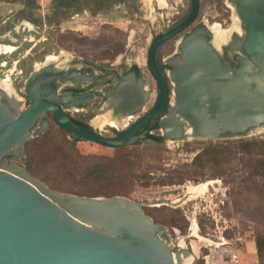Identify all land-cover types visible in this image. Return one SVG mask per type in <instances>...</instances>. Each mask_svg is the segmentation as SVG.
<instances>
[{"label": "water", "instance_id": "obj_1", "mask_svg": "<svg viewBox=\"0 0 264 264\" xmlns=\"http://www.w3.org/2000/svg\"><path fill=\"white\" fill-rule=\"evenodd\" d=\"M226 2L238 20L240 36L219 54L209 26L200 22L164 60L169 68L164 78L156 68L155 54L196 20L200 1L190 0L187 18L148 46L145 67L157 87L155 104L114 137L91 133L67 114L86 109L93 91L57 93L64 84L84 86L95 78L94 68L85 67L83 61L78 63L81 67L70 63L66 70L54 65L34 69L22 91L29 104L24 105L14 91L22 100L21 110L0 93V264L182 263L179 258L175 263L168 231L143 212V203L49 191L15 160L25 157L26 143L43 134L50 123L73 139L110 149L144 140L147 127L167 109L168 118L159 123L163 139L236 140L264 130V0ZM5 42L0 37V43ZM167 80L174 91L171 101ZM151 94L141 68L132 64L90 118L109 111L133 116L145 108ZM186 254L190 256L187 250Z\"/></svg>", "mask_w": 264, "mask_h": 264}, {"label": "rangeland", "instance_id": "obj_2", "mask_svg": "<svg viewBox=\"0 0 264 264\" xmlns=\"http://www.w3.org/2000/svg\"><path fill=\"white\" fill-rule=\"evenodd\" d=\"M226 1L222 0L223 9L219 11L215 0H201L199 18L196 22L211 25L208 29L212 33H214L212 27L219 31L236 29L239 34L235 35V39L240 36L238 20ZM134 2L121 5V17L124 20L120 23L103 19L100 14L91 16L88 11H83L75 20H71L72 18L67 20L72 22L70 25L66 24L67 21L63 22L57 31H54L53 27H48L37 30L25 29L23 33L13 32L9 36L16 44L0 45L1 50L3 46L11 48L9 52L4 53V50L0 52V80L9 79L14 91L24 100L22 94L24 83L37 65L44 67L54 65L57 70H66L70 67L68 60L73 61L71 63L77 67H81L78 63L83 61V64H94L107 70L121 72L132 64H138L146 86L152 92L148 101L151 106L156 98V86L145 67L148 46L151 39L163 31L165 21L175 17V13L181 11L179 10L181 6L183 11L187 8L188 0L171 4L166 10H158L155 4L141 7L139 0ZM84 13L89 15L85 16ZM5 14L6 11L0 10L1 38L4 37L3 32L6 30V25L2 22ZM230 16L231 20L228 19ZM226 19L228 22L224 24ZM71 34L86 40L84 39L80 45L70 43L66 39L71 37ZM129 38L130 48L127 49ZM103 39L111 43L98 46L97 43ZM173 44L167 53L175 51ZM217 44L222 54V47L226 44L221 41H217ZM117 48H123V51L114 57ZM125 52V60H121ZM98 101L100 100H94L84 110L72 109L69 114L73 119L82 120L83 116L94 110ZM76 109V112H72ZM99 116H93L86 124L104 137H114L127 128L125 126L127 119L122 116L112 118L114 120L117 118L115 121L110 120L117 125L110 126L107 123L98 127L95 121ZM134 121L135 119L129 123ZM48 130H50L48 141L53 142L52 145L63 148L64 152L74 159L77 156L88 159L86 160L88 164L82 165L83 171L79 170V174L84 173V168L94 165H99L109 172L113 171L108 182L97 184H82L80 183L82 177L79 178L78 175L66 181L52 179L49 182L44 180L49 178L48 174L33 176L30 174L49 191L60 194L66 191L80 194L122 191L125 199L143 203L142 209L151 219L156 217L158 221L163 220V224H159L168 231L171 244L179 239L183 240L184 247L191 257L190 264H201L202 261L205 264V257H208L209 264L213 258L215 262L219 261V264H264L258 260L257 254L255 259L249 260L251 250L254 249L256 253L257 244L264 252V179H258L254 185L249 186L250 189H246L239 179L233 181L227 180L226 177L209 179V174L206 173L195 175L200 172L192 165V160L197 154V151L193 150V142L197 140L193 139L183 141L163 139L160 146H151L148 141H139L138 146L123 149H110L79 141L73 148L69 144L73 140L71 136L63 135L53 124ZM153 133L159 134L155 131ZM254 136H264V130ZM187 144L190 146L187 147ZM76 162L80 164L77 158ZM18 164L24 166L23 159ZM181 174L186 178L183 184L166 183L169 178ZM50 178H55L54 174ZM161 180L165 182L164 185L159 183ZM202 185L206 186L202 194L178 203L188 188ZM193 224L197 228L195 234L191 232ZM170 248L173 249V246ZM233 256L237 257V262L232 261ZM181 262L184 264L183 260Z\"/></svg>", "mask_w": 264, "mask_h": 264}, {"label": "trees", "instance_id": "obj_3", "mask_svg": "<svg viewBox=\"0 0 264 264\" xmlns=\"http://www.w3.org/2000/svg\"><path fill=\"white\" fill-rule=\"evenodd\" d=\"M5 0H0L3 2ZM135 0H51L50 15L44 19L40 15V7L36 3V0H21L22 9L18 12L17 18L24 20L33 25L36 28L53 27L54 31H57L59 26L69 20L71 17L78 15L83 11H88L91 16L98 14H105L113 10L114 7L124 5L127 3L134 4ZM219 11L223 9L222 0H215ZM201 6V0H200ZM190 12V2L188 0L187 8L182 11L181 16L175 21V23L166 31L160 32L153 37V40L162 36L164 33H168L186 19ZM200 12V10H199ZM199 18V14L197 20ZM51 34V33H50ZM51 37V36H50ZM85 38H77L71 34V37L66 39L70 43L77 45L83 44ZM65 40V39H64ZM86 40V39H85ZM111 41L103 39L98 46H104L110 44ZM172 41L163 44L158 48L155 54V65L158 72L165 77V71L168 69L166 65L162 63V58L169 53L168 50ZM116 50V49H115ZM116 55H119L123 48H117ZM164 55V56H163ZM163 56V57H162ZM103 67V66H102ZM73 121L89 132L93 131L83 120ZM57 130L65 136L70 134L58 127ZM50 130L44 132L36 138L30 139L25 145V157L23 158L24 167L33 176L35 174H48L49 178L44 180L51 182V180L60 179L66 181L70 178H76L80 176V183L84 184H97L108 182L112 170L106 171L99 165L84 168V173L79 174V170H82V165H87V158L77 156L80 160V164L76 162L70 154L64 152L63 148L52 145L53 142L48 141ZM119 134V133H117ZM116 134V135H117ZM83 141L80 139H73L69 144L74 145ZM163 140L160 137H151V146H160ZM140 143L127 147H136ZM150 146V145H149ZM190 146L189 144L186 145ZM193 150L197 151V154L192 160L193 168L199 171V174H209V179L226 177L227 180L233 181L239 179L240 182L250 189V185H254L258 179H264V136H252L244 139L236 140H223V141H195L193 142ZM148 147V146H147ZM196 147V148H195ZM117 148V149H123ZM38 157V158H37ZM22 160V159H21ZM81 171V172H82ZM54 174L55 178H50ZM189 176V174H187ZM205 175V174H204ZM146 178V176H143ZM135 179V178H134ZM186 181L184 174L169 178V185H181ZM164 185L165 182L162 180L159 182ZM58 192V191H57ZM60 192V191H59ZM64 194L74 195L78 197L87 198H113V197H124L125 194L122 191H114L113 193H95V194H80L66 191ZM143 212L149 216L144 210ZM154 223L163 224L162 221H158L156 217H152ZM256 245V254L258 260L264 262V252L260 249V246ZM262 248V246H261ZM203 264V261L201 262Z\"/></svg>", "mask_w": 264, "mask_h": 264}, {"label": "flooded vegetation", "instance_id": "obj_4", "mask_svg": "<svg viewBox=\"0 0 264 264\" xmlns=\"http://www.w3.org/2000/svg\"><path fill=\"white\" fill-rule=\"evenodd\" d=\"M200 1V0H199ZM189 2H190V0H189ZM161 4H164V2L161 0ZM183 7L181 6V9H179V10H181L180 12H176L175 13V17H173L172 19H168L167 21H165L166 22V25H165V23H164V29H163V31L162 32H164V31H166V30H168L174 23H175V21L181 16V14H182V11H183V9H182ZM200 10V9H199ZM199 14V13H198ZM198 17V16H197ZM187 18V17H186ZM229 20H231V16L228 18ZM228 19H226L225 21H224V24H226V22H228L227 20ZM196 20H197V18H196ZM196 20L190 25V26H188L185 30H183L181 33H179L176 37H174L173 39H171V40H169V41H172V44L174 45V50H175V48H176V46H177V43L179 42V40L181 39V38H183V36L185 35V34H188V33H190L192 30H193V28L197 25V24H199V22H196ZM183 22V21H182ZM181 22V23H182ZM207 24V23H206ZM208 25V24H207ZM178 26V25H177ZM209 27L211 26V25H208ZM220 26V25H219ZM221 27V29L223 30V28H222V26H220ZM161 32V33H162ZM170 32V31H169ZM164 34H166V33H164ZM9 36V35H8ZM4 36L3 37V39L6 41L5 43H0V45L1 44H10V45H15L16 44V42L15 41H13L12 39H11V37L9 36ZM153 41V38L151 39V41H150V43ZM169 41H167V42H169ZM167 42H165V43H167ZM164 43V44H165ZM176 43V44H175ZM162 46V45H161ZM3 48H5V47H3ZM9 50L7 51V52H9V51H11V48H8ZM173 53H171V54H169V55H166L165 57H163L162 58V63L164 64V60L167 58V57H169V56H171ZM85 67H93L94 68V71H95V78H91L88 82H87V84L86 85H84V86H75V85H72V84H70V83H67V84H64V85H62L58 90H57V93L58 94H68V93H70V94H75V95H80V94H86L87 92H89V91H93L94 92V95H93V98H92V100L91 101H89L88 103H87V106H86V108L88 107V105L89 104H92V102H94V100H97V99H99L100 101H98V103H96V105L94 106L95 108H94V110L90 113V114H88L87 116H83V121L85 122V123H87L88 121H90V120H92L91 118H90V116L96 111V110H98V109H101L103 106H104V104H105V102L108 100V98H110L111 97V95H112V87L114 86V84L118 81V78H119V75L124 71H121V72H118V71H116V70H114V69H110V70H107V69H105L104 67H102V66H98V65H94V64H83ZM165 65V64H164ZM167 66V65H166ZM44 68V66H39V65H37L34 69H35V71H40L41 69H43ZM99 69H101V70H99ZM126 70V69H125ZM169 70V68L165 71V77H166V72ZM31 74V73H30ZM30 76V75H29ZM0 81H2V80H0ZM9 84H10V89H11V91L14 93V90L12 89V86H11V83L9 82ZM51 85H52V87L54 86V84H52L51 83ZM167 85H168V89H169V101H171L172 99H174V95H173V87L171 86V84L168 82V80H167ZM156 86V85H155ZM1 92V91H0ZM14 95H15V93H14ZM16 96V95H15ZM17 97V96H16ZM19 100H21L19 97H17ZM23 98H24V105H28L29 104V101H28V99L25 97V96H23ZM156 98H157V87H156ZM156 98H155V101H156ZM22 101V100H21ZM155 101H154V103L151 105V106H149V104H147L146 106H145V108L142 110V111H139V112H137L136 114H135V116H137V118L135 119V121L136 120H138L139 118H141L145 113H147L149 110H151V108L153 107V105L155 104ZM21 105V104H20ZM81 110H84V109H82V108H80ZM77 110V109H76ZM76 110L75 111H72V112H76ZM168 110V109H167ZM167 110L164 112V114L162 115V117H160V118H158V119H156V120H154V121H152L151 122V124L147 127V130H148V133L146 134V138L144 139V140H141L142 142H146V141H148V142H150L151 141V137H160L162 140H163V138L161 137V133H160V127H159V123L161 122V118H168V113H167ZM70 111L67 113L69 116H70ZM106 115H108V116H106L109 120H114V119H112V118H114V117H121L120 115H117V114H115L113 111H109V112H107L106 113ZM48 116H49V118H50V115L48 114ZM97 116V115H96ZM100 116H102V115H100ZM71 117V116H70ZM122 117H126V116H122ZM72 118V117H71ZM73 119V118H72ZM117 119V118H116ZM115 119V120H116ZM114 120V121H115ZM134 121V122H135ZM128 122H131V121H128ZM134 122H132L131 124L130 123H128V125H127V128L128 127H130ZM51 124L52 123H50V126H51ZM49 126V127H50ZM110 126H112V125H110ZM126 126V125H125ZM126 128V129H127ZM49 129V128H48ZM47 129V130H48ZM125 129V130H126ZM124 131V130H123ZM153 131H155V132H158L159 134H155V133H153ZM99 134V133H98ZM168 139H170L169 137H168ZM171 140H173V139H171ZM164 141V140H163ZM139 142V141H138ZM7 158H9V156L7 157ZM17 163L20 161V160H15Z\"/></svg>", "mask_w": 264, "mask_h": 264}, {"label": "crops", "instance_id": "obj_5", "mask_svg": "<svg viewBox=\"0 0 264 264\" xmlns=\"http://www.w3.org/2000/svg\"><path fill=\"white\" fill-rule=\"evenodd\" d=\"M162 1L164 2V4H161V0H139L141 7H146V5H148L150 7V5L155 4L154 6H156V8L158 10L159 9L166 10V9L170 8L171 4L178 3L181 0H162ZM21 3H22L21 0H5L3 2H0V10L6 11L5 17L2 21L6 25L5 26L6 30L3 32V34H4L3 36L11 35V34H13V32L23 33L25 31V29L33 30V28H34L37 30L36 27L31 25L27 21L19 20L17 18L18 12L22 9ZM36 3L40 7L39 13H40L41 17L43 19L45 17H48L51 13V11H50L51 0H36ZM86 14H88V13H84L85 16H86ZM79 16L80 15H75V16L71 17L72 18L71 20H75ZM99 16L103 19L105 18L111 22H117V23H120V21L124 20V18L121 17V5L114 7L113 10H111L109 13L100 14ZM71 23H72L71 21L66 22V24H69V25ZM44 28L46 29L48 27L45 26ZM3 47H9V46H3ZM68 62L70 64L73 61L68 60ZM255 257H256V253L253 249V251L251 250V252L249 254V260H253V259H255ZM207 259H208V257H205V259H204L205 264H209ZM217 263L219 264V261L215 262V260L213 258L211 264H217Z\"/></svg>", "mask_w": 264, "mask_h": 264}, {"label": "bare ground", "instance_id": "obj_6", "mask_svg": "<svg viewBox=\"0 0 264 264\" xmlns=\"http://www.w3.org/2000/svg\"><path fill=\"white\" fill-rule=\"evenodd\" d=\"M212 30L214 33H212L211 30L208 29V31H210L211 34V38H212V46L215 48V50H217V52L220 54V47L217 44V41H221L224 44H229L233 41L234 37L236 34H239V32H236V29H229L227 31H219V30H214V28L212 27ZM239 30V29H238ZM4 50V53H6L9 49L8 48H2ZM0 49V52L3 51ZM38 71V70H37ZM0 93L11 103L15 104L16 106H18V110L21 109V100H19L14 93L11 91L10 89V84H9V79H5L0 81ZM109 124V125H115V122H111L108 118L105 117V115L99 116V118L96 119L95 124L98 127H102L105 124ZM117 125V124H116ZM206 186L202 185L200 187L197 188H188L185 195L183 196L182 199L178 200V203L184 202L186 200H189L191 198H195L196 196L202 194L205 191ZM196 225L193 224L191 226V232L193 234L196 233ZM171 243V242H170ZM170 246H173L172 250V254H173V258L175 260V263H177V259H181V261L183 260L184 264H190L191 263V257L188 256L186 254V249L184 247V243L182 239H179V241L170 244ZM178 264V263H177Z\"/></svg>", "mask_w": 264, "mask_h": 264}, {"label": "built area", "instance_id": "obj_7", "mask_svg": "<svg viewBox=\"0 0 264 264\" xmlns=\"http://www.w3.org/2000/svg\"><path fill=\"white\" fill-rule=\"evenodd\" d=\"M137 117H135V115H133V116H128V117H126V119H127V122H126V126L128 125V121H132L133 119H136ZM232 261L233 262H237V257L236 256H233L232 257Z\"/></svg>", "mask_w": 264, "mask_h": 264}]
</instances>
